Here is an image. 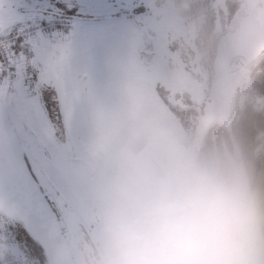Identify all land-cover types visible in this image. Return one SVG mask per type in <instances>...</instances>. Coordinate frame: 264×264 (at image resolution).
<instances>
[{
	"label": "snow or ice",
	"instance_id": "obj_1",
	"mask_svg": "<svg viewBox=\"0 0 264 264\" xmlns=\"http://www.w3.org/2000/svg\"><path fill=\"white\" fill-rule=\"evenodd\" d=\"M0 0V237L43 260L74 166L73 91L136 0ZM0 264H16L11 258Z\"/></svg>",
	"mask_w": 264,
	"mask_h": 264
},
{
	"label": "clouds",
	"instance_id": "obj_2",
	"mask_svg": "<svg viewBox=\"0 0 264 264\" xmlns=\"http://www.w3.org/2000/svg\"><path fill=\"white\" fill-rule=\"evenodd\" d=\"M98 190V264H264V190L161 129L113 142Z\"/></svg>",
	"mask_w": 264,
	"mask_h": 264
},
{
	"label": "rangeland",
	"instance_id": "obj_3",
	"mask_svg": "<svg viewBox=\"0 0 264 264\" xmlns=\"http://www.w3.org/2000/svg\"><path fill=\"white\" fill-rule=\"evenodd\" d=\"M211 1L214 17L215 12L219 13V20L224 26L225 11L231 18L238 3L235 0ZM2 3L6 10L7 0H2ZM136 3L143 10L127 20L115 35L101 43L95 64L79 71L73 91L75 126H78L79 119L84 125L87 116L94 117L95 130L104 136L100 152L93 156L86 150L76 154L81 160L74 158L66 193L74 207L82 208L80 212L88 225L92 224L89 219L91 213L95 217L90 209L91 199L95 196L99 201L100 212L98 171L94 166L100 165L98 155L102 156L113 142L131 132L155 128L163 130L185 147L189 146L191 130L182 127L169 109L162 97V86L151 71L160 66L158 62L177 78L176 100H186L199 106L204 104L209 92V78L212 75L205 61L201 63L202 58L197 54L198 49L193 40L194 24L189 19L191 16L183 14L174 0H136ZM139 23L143 25L145 34ZM144 43L151 47H142ZM139 49L146 53L150 63L137 55ZM90 94L97 101L96 106L86 101L84 103L83 97ZM75 95L79 96L78 99ZM235 168L242 171L240 164ZM88 206L89 209H85ZM64 214L63 211L59 221L62 232L74 259L80 261V256L76 258L77 253L72 248L74 242L69 234L71 225L67 222L68 215ZM96 218L100 224V219ZM8 258L16 264H28L21 247L9 244L0 237V259Z\"/></svg>",
	"mask_w": 264,
	"mask_h": 264
},
{
	"label": "water",
	"instance_id": "obj_4",
	"mask_svg": "<svg viewBox=\"0 0 264 264\" xmlns=\"http://www.w3.org/2000/svg\"><path fill=\"white\" fill-rule=\"evenodd\" d=\"M235 1L239 6L216 44L207 99L203 107L188 105V108L197 112V121L188 148L197 154L212 127L217 126L229 134L235 110L244 106L242 100L237 103V87L244 69L237 70L229 66L231 59L241 57L247 65L264 53V7L262 9L258 7V3L262 1ZM158 64L160 71L156 73V78L170 85V100H172L178 87L177 78L161 62ZM166 78L168 80H165ZM233 148L235 153H238L237 146L233 145ZM213 154H217L215 140ZM33 239L43 249L47 264H75L58 218L52 227L34 232Z\"/></svg>",
	"mask_w": 264,
	"mask_h": 264
},
{
	"label": "trees",
	"instance_id": "obj_5",
	"mask_svg": "<svg viewBox=\"0 0 264 264\" xmlns=\"http://www.w3.org/2000/svg\"><path fill=\"white\" fill-rule=\"evenodd\" d=\"M174 1L177 3L180 11L185 15L191 17L193 16L192 14H188L189 12L186 8L190 7V5L195 12H205L203 17L195 15L198 24V35L193 40L198 52H200V56L202 58L201 62L203 63L205 61L206 65L209 67L211 76L212 61L215 55L217 41L223 34L222 29L226 27L234 13L230 18L229 13H226L225 11V25L222 26L221 21L216 20L213 15L211 0ZM200 3H202V5ZM208 13L211 15H208ZM258 65H260L262 71L254 77V88L258 92L264 94V56ZM175 115L182 127L187 128L190 126V124L182 119V117L176 112ZM210 133L211 134L209 136L207 135L204 139L199 154L206 158L208 154L211 155V144L213 140H216L219 150L222 146H227L233 159L235 160L236 165L241 164L242 171L259 189L264 190V110L256 111L244 105L235 110L229 134L217 126ZM223 138H225L224 141H222ZM233 145L237 146L238 153H235ZM35 243L41 248L36 241ZM21 251L26 257L28 264H41V261L32 257L30 252L23 248H21ZM42 256V264H47L43 249Z\"/></svg>",
	"mask_w": 264,
	"mask_h": 264
},
{
	"label": "flooded vegetation",
	"instance_id": "obj_6",
	"mask_svg": "<svg viewBox=\"0 0 264 264\" xmlns=\"http://www.w3.org/2000/svg\"><path fill=\"white\" fill-rule=\"evenodd\" d=\"M261 1L262 2L258 3V7L262 9L264 7V0H261ZM200 4L202 5V3H200ZM238 6H239V3H238ZM149 8H151V7L149 6ZM186 8H187V11L189 12L188 14L193 15L189 19L192 20V22L194 24V37H196L198 35V24H197L195 15H199L200 17H203L205 12H199V11L195 12L191 8V5H190V7H186ZM226 13H228V12H226ZM150 14H151V12H150ZM208 15H211V14L208 13ZM215 19L220 21L219 20L220 15L217 12H215ZM213 20H214V18H213ZM139 27L141 29H143V32L145 34L146 31H145V29L141 23H139ZM226 27L224 28V31L222 29L223 34L226 30ZM138 47L140 48V46H138ZM142 47H147V49H149L151 47V45L150 44L147 45L144 43V45H142ZM142 52H144V51H140V49H139L137 55L144 62L150 63L151 60L148 58V56H146V53H142ZM197 54L200 55V52H198ZM140 58H139V60L141 61ZM151 71L153 72L154 77H156V73H158L160 71V69L158 67H156L155 69H153ZM165 80H168V79L166 78ZM210 81H211V78H210ZM157 82L159 84H161V86H162V89H161L162 97H163V100L167 103L169 109L173 112L174 115L176 112L179 116L182 117V119H184L186 122H188L190 124V126L187 128L190 129L191 132H193V129H194L196 121H197V112L195 110L188 108V107L192 106V105L196 106V107H203L204 104L203 105L200 104L199 106H197V104H193L192 102H189L186 100H184V101H180L179 99L176 100L175 97L177 98V96L175 93H176L178 87L175 89L173 99L170 100V93H171L170 85L164 81H162V82L157 81ZM78 97L79 96L75 95L76 99H78ZM93 97H94L93 94H90L87 97H83L84 103L86 101L87 104L92 105V106H96L95 104H97V101ZM174 101H177V103ZM94 119H95L94 117L92 118V117L87 116L84 119V125L82 124L81 120L79 119L78 126H75L76 135H75L74 158L77 161H79L81 159H78L76 157V154L83 152V150H86L90 156H93L95 153L101 151V149H99V148H102L103 143H101V142L103 141L104 136H103V134H101L95 130ZM215 127L216 126L212 127L209 130V132L207 133L208 136L211 134L210 132H212L215 129ZM206 136H205V138H206ZM191 137H192V133L190 136V141H191ZM212 139H214V138H212ZM213 141L211 144V155L208 154L207 158L209 160H212V161H218V162H224L227 164H231L233 167H235L236 166L235 160L233 159V157H232L229 149L227 148V146L224 145L219 150L218 146L216 144L217 154L216 155L213 154ZM189 145H190V143H189ZM92 146H94L95 148L94 149L91 148ZM200 150H201V148H200ZM98 156L100 157V159L98 161L100 164L102 156H100V155H98ZM94 167H95V170L97 169V171H98L99 166L96 165ZM98 202L99 201L97 199V196H95L94 199H91L90 209H92V212L95 215V217L93 218L92 213H91L89 219L92 220V224H89V225L84 221V219L82 217V213L80 212L82 208L80 207L78 209V208L74 207L72 202L70 201V199L67 196L65 197V200H64V206H63L64 210H61L59 213V216H58L59 221H60V218H62L63 211L66 213V215H68L69 221H67V222L69 225H71V230L69 231V234H70L72 241L74 242V245H72V248H74L75 252L77 253L76 258L80 256V261H78V260H75L73 254H71L73 257V260L75 261V264H98L99 253H100V250L102 247V242H103L101 224H99L97 222V218H96V216H97L100 219ZM85 209H89V206L85 207ZM70 251H72V250L70 249Z\"/></svg>",
	"mask_w": 264,
	"mask_h": 264
},
{
	"label": "built area",
	"instance_id": "obj_7",
	"mask_svg": "<svg viewBox=\"0 0 264 264\" xmlns=\"http://www.w3.org/2000/svg\"><path fill=\"white\" fill-rule=\"evenodd\" d=\"M263 56V53L260 54L254 61H251L247 65L241 57H234L229 63V66H233L237 70L244 69V73L237 87V103L239 100H242L244 105L256 111L264 110V94L254 88V77L262 71L258 63Z\"/></svg>",
	"mask_w": 264,
	"mask_h": 264
}]
</instances>
